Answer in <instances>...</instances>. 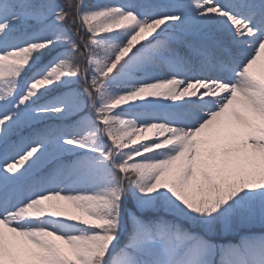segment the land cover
I'll return each instance as SVG.
<instances>
[{"label":"snow or ice","instance_id":"obj_1","mask_svg":"<svg viewBox=\"0 0 264 264\" xmlns=\"http://www.w3.org/2000/svg\"><path fill=\"white\" fill-rule=\"evenodd\" d=\"M262 58L264 0H0V264H264L209 238L264 226Z\"/></svg>","mask_w":264,"mask_h":264},{"label":"rangeland","instance_id":"obj_2","mask_svg":"<svg viewBox=\"0 0 264 264\" xmlns=\"http://www.w3.org/2000/svg\"><path fill=\"white\" fill-rule=\"evenodd\" d=\"M157 1L160 2H175V0H152V2L154 3H158ZM37 2H40V0H37ZM61 0H56V3H60ZM123 2H126V0H124ZM136 2V0H135ZM264 74V68L262 70V73ZM80 87L82 88L83 85L81 84ZM128 105H122L121 108H127ZM120 109H117V111H119ZM74 119V117H67L63 120L57 118V117H53V121L49 122V124H71L72 120ZM25 135L27 134V132L24 133ZM147 135H153L152 133H146ZM13 139H17V137H13ZM4 145L0 144V153L3 152L4 150ZM169 219H171V216L168 217ZM184 228L189 229L193 232H199L201 235L204 234L203 229L196 227L194 225H192L191 223L187 222V221H179ZM259 236V235H264V226H262L258 219L254 224H242L240 222H237L236 225L231 229V230H227L225 229V227L223 225H221L219 228H217L214 232H212L209 235V238L212 240L213 243L217 244V245H227V244H236L239 243L242 237L245 236Z\"/></svg>","mask_w":264,"mask_h":264},{"label":"bare ground","instance_id":"obj_3","mask_svg":"<svg viewBox=\"0 0 264 264\" xmlns=\"http://www.w3.org/2000/svg\"><path fill=\"white\" fill-rule=\"evenodd\" d=\"M124 0H107L106 3H113V4H120V3H125L123 2ZM145 0H136V3H143ZM160 2V1H157ZM62 3V2H60ZM264 68V58H262V61H259L257 65L254 66V71L257 72V74H261L262 70Z\"/></svg>","mask_w":264,"mask_h":264},{"label":"trees","instance_id":"obj_4","mask_svg":"<svg viewBox=\"0 0 264 264\" xmlns=\"http://www.w3.org/2000/svg\"><path fill=\"white\" fill-rule=\"evenodd\" d=\"M61 2L63 3V0H61ZM106 3L107 2V0H85V3L86 4H94V3ZM171 2V1H170ZM170 2H158V3H170ZM53 121V117L52 118H50L49 120H48V123L49 122H52ZM153 135H154V133H152ZM15 137V136H14Z\"/></svg>","mask_w":264,"mask_h":264}]
</instances>
